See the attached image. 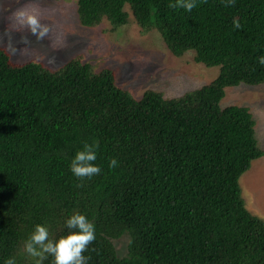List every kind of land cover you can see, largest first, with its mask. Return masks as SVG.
<instances>
[{
	"label": "trees",
	"instance_id": "obj_1",
	"mask_svg": "<svg viewBox=\"0 0 264 264\" xmlns=\"http://www.w3.org/2000/svg\"><path fill=\"white\" fill-rule=\"evenodd\" d=\"M226 2L196 0L188 12L168 7L175 0H76L83 26L123 25L127 5L173 55L218 66L174 97L146 89L135 98L112 69L78 59L54 70L12 63L0 46V264H34L24 243L35 226L55 241L74 231L73 213L95 226L87 264H264V220L239 185L264 152L249 108L221 103L229 87L264 83V0ZM93 142L101 173L81 181L69 165Z\"/></svg>",
	"mask_w": 264,
	"mask_h": 264
},
{
	"label": "rangeland",
	"instance_id": "obj_2",
	"mask_svg": "<svg viewBox=\"0 0 264 264\" xmlns=\"http://www.w3.org/2000/svg\"><path fill=\"white\" fill-rule=\"evenodd\" d=\"M22 8L34 9L41 22L50 27L42 41L25 29L14 31V14ZM127 23L114 27L106 19L91 27L79 23L76 0H0V46L5 48L6 33L18 49L22 35L31 44L27 50L10 55L12 63L38 61L45 67L57 69L72 59L89 62L95 70L110 68L116 84L139 98L146 89H154L164 97H174L199 88L218 73V66L205 67L193 60L191 52L173 55L154 29L143 32L135 22L128 6ZM7 50V49H6ZM8 52V51H7ZM54 58V63L49 59ZM222 105L236 104L249 108L254 121L255 137L264 152V83L258 86L239 85L225 91ZM242 196L248 210L264 220V154L255 159L250 169L239 178ZM126 237L115 240L117 252H124Z\"/></svg>",
	"mask_w": 264,
	"mask_h": 264
},
{
	"label": "clouds",
	"instance_id": "obj_3",
	"mask_svg": "<svg viewBox=\"0 0 264 264\" xmlns=\"http://www.w3.org/2000/svg\"><path fill=\"white\" fill-rule=\"evenodd\" d=\"M235 0H227L225 6H234ZM197 6L196 0H175V3H169L168 7L177 9L182 8L185 11H192ZM14 31L21 32L27 30L29 34L36 37L37 41L44 40L50 32V27L41 22L38 12L28 8L19 9L15 14ZM233 27L240 29L241 24L238 20H233ZM8 39L4 44L8 53L12 56L26 51L27 46L31 44L28 36L22 35L20 43L26 45L24 49L18 50L12 43L11 33H6ZM0 42L4 43L3 38ZM257 62L264 65V56L258 57ZM49 63H54V58L49 59ZM98 143H84L82 150L75 153L70 162V171L79 180L85 178L91 179L101 173V168L94 162L97 159ZM109 168L114 169L118 166L115 158L109 159ZM82 186L80 184L77 185ZM66 227L70 230L65 236H61L55 241L49 239V231L46 226L37 224L33 232L24 243L25 252L34 258V264H43V261L50 255L52 264H87V257L83 253L88 249V245L95 240V226L85 215L80 213L71 214L65 221ZM4 264H16L13 257L6 258Z\"/></svg>",
	"mask_w": 264,
	"mask_h": 264
}]
</instances>
